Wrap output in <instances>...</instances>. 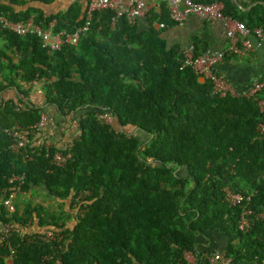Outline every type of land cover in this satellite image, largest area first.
<instances>
[{
    "label": "trees",
    "instance_id": "1",
    "mask_svg": "<svg viewBox=\"0 0 264 264\" xmlns=\"http://www.w3.org/2000/svg\"><path fill=\"white\" fill-rule=\"evenodd\" d=\"M192 1L222 2L225 15L249 29H264V5L242 11L232 0ZM238 2L247 8L264 0ZM78 11L60 16L56 30L82 24ZM0 14L15 21L30 18L5 4ZM39 14L35 23L52 19ZM110 15L109 10L94 13L80 43L55 52L35 36L22 38L0 28L8 48L22 58L15 63L0 50V92L11 87L19 94L15 102L0 99V196L9 189L10 176L24 174V192L53 197L66 207L64 216L17 198L10 215L0 204L4 223L63 236L43 242L13 234L11 262L0 245V264H187L184 255L197 251V235L204 230L226 235L224 252L235 263L264 264V222L240 231L246 204L231 207L224 192L227 187L252 196L249 207L264 212V140L257 131L264 115L256 102L214 93L209 79L184 66L183 51L168 46L148 15L145 31L125 17L112 25ZM206 50L198 42L193 52ZM38 79L44 103L61 118L55 125L50 118L41 132L52 141L50 156L42 151L24 160L10 150V133L19 128L31 138V128L40 122L45 110L24 102L30 91L22 85ZM104 112L113 116L111 123L100 118ZM69 119L79 122L74 139L65 136ZM58 149L71 154L63 166L51 160ZM78 198L83 216L73 213Z\"/></svg>",
    "mask_w": 264,
    "mask_h": 264
},
{
    "label": "built area",
    "instance_id": "2",
    "mask_svg": "<svg viewBox=\"0 0 264 264\" xmlns=\"http://www.w3.org/2000/svg\"><path fill=\"white\" fill-rule=\"evenodd\" d=\"M169 13V18L176 27H182L187 18L190 16H198L206 20L210 26L220 24L229 46L227 49L217 52H205L203 54L194 55L193 51H185L184 66L191 67L196 74L210 80L214 93L228 92L232 96H244L254 100L259 107L260 112L264 115V76L254 80L251 83L249 90L243 94H238L227 77L218 73L217 65L225 60L226 56L243 57L257 49H264V29L255 27L249 29L244 22L233 20L230 16L223 13L222 2H194L192 0H162ZM111 11L112 17L110 23L114 25L118 20L125 17L130 23H135L140 18L147 17L149 7L145 0H88V4L83 16V23L77 26L73 31L56 30L54 24L50 23L47 28H43L40 24L35 23L33 19L28 21H15L8 15L0 14V28L6 29L8 32L19 37L28 35L35 36L41 40L42 47L51 51H60L65 46H77L80 43L81 36L85 35L91 26V21L94 13L102 11ZM161 29L166 27L165 24H159ZM31 83L23 84L24 88H28ZM19 110V108H16ZM48 114L43 113L41 120L31 128L32 137L29 132H20L19 128L12 131L10 135L13 140L10 144V150L14 154H19L25 160L28 154L40 155L43 151L46 157L50 156V148L52 142L42 141L41 132L48 122ZM100 118L106 123L112 122L110 113H102ZM69 127L73 135V139L78 137L79 122L76 119H71ZM258 134L264 140V121L258 126ZM43 148V149H42ZM29 152V153H28ZM71 154H64L61 150H56L51 156V160L57 166H63L70 158ZM9 189L0 196V204H3L7 212L12 215L16 211V200L19 195H25L23 186L25 184V175H12L7 179ZM227 202L231 207H238L246 204L241 212L240 220L238 221V229L240 231H248L256 221L264 222V212H256L249 207L248 204L252 201V196L245 197L242 194L234 193L231 189H224ZM88 193H86V196ZM85 197V195H82ZM79 198L74 204V209L78 216H83L85 209L80 210ZM13 234L24 237L27 241L31 238H37L43 242L59 241L63 237L57 230H44L42 233L34 230L33 226L20 227L11 221L4 223L0 220V245L4 246L8 251L5 258L11 260L14 250L11 246V238ZM31 237V238H30ZM210 264H242L243 262L235 263L233 258L226 256L224 251L206 253ZM188 257H185V261ZM184 264V263H181Z\"/></svg>",
    "mask_w": 264,
    "mask_h": 264
},
{
    "label": "crops",
    "instance_id": "3",
    "mask_svg": "<svg viewBox=\"0 0 264 264\" xmlns=\"http://www.w3.org/2000/svg\"><path fill=\"white\" fill-rule=\"evenodd\" d=\"M145 3L149 7L148 16L152 19V26L157 29V31H162L161 36H163L169 47H178L183 52L194 51L195 43L200 42L206 47L207 50L205 52L214 53L219 50L227 49V47L229 46V41L223 33L220 24L210 26L205 19L198 16H190L187 18V21L182 27H176L172 23V21H170V18H168L169 13L162 0H145ZM0 4H5L6 6H8L14 14L24 16L29 13V20L37 17L39 13V15L42 16V19H48V17H51L52 19H50L47 24H38H40L43 28H47L48 25L52 23L54 24V28L56 29L57 23H59L58 19L60 18V16L65 15L67 12L70 13L71 9H75L76 11L79 10V16H81L82 14L84 15L88 0H0ZM258 4L260 3H253L247 8H243L240 5L241 8H238L242 11H248ZM111 17L112 15H110L109 17V22ZM156 17L157 19L159 17L164 18L166 20V23L158 22ZM161 23L166 25L164 29H161L159 27V24ZM134 24H136L138 31H145L149 27V22L146 17L136 20ZM3 49H5L8 55L13 58V61L15 63H18L19 60H22L21 55H19V53L17 52V49L8 48V42L0 37V50ZM216 70L218 71V73H222L227 77L234 90L238 94H243L249 90L251 83L254 80H257L264 76V49H257L243 57L225 58L224 61L217 65ZM1 80L2 77L0 75V81ZM200 80H203V78L201 77ZM43 85L44 84L42 82V79H38L34 82H31L27 89L23 86V89L30 91L29 97L23 100L24 102L29 101V103H32L33 105L45 110V112L43 113H46L49 116L46 127H49L50 118L55 125L54 121H59L61 117H59L60 115L55 111L54 107H49V105L44 103L45 94L43 91ZM2 98L9 102H15L16 99L19 98V94L16 89L9 87L8 89L6 88L3 92H0V99ZM70 121L71 119H69L68 125L65 124L64 126L65 136L73 139V135L69 130V127L71 125ZM58 137L62 138V134L59 133ZM41 140L45 142L42 136ZM40 193H44V190H41ZM25 196H27V198L29 199H34V197H36L32 193H26L25 195H19L18 199H26ZM37 196L39 197V195ZM33 202L43 205V203H41L40 201ZM73 213L77 214L76 209H74ZM226 245L227 238L224 233L218 230H204L197 235V251L195 253H185V257H188V259H186L188 260L186 261V263L210 264L209 258L206 253L208 254L211 252L224 251ZM4 260L7 263L11 262V260H9L8 258H5Z\"/></svg>",
    "mask_w": 264,
    "mask_h": 264
},
{
    "label": "rangeland",
    "instance_id": "4",
    "mask_svg": "<svg viewBox=\"0 0 264 264\" xmlns=\"http://www.w3.org/2000/svg\"><path fill=\"white\" fill-rule=\"evenodd\" d=\"M112 117V121H113V116H111ZM25 198L27 199V200H32V201H40L41 203H43V205L44 206H46V208H49L50 210H55V211H57V212H59L60 214H64V209H66V207H65V205L63 204V205H60L59 204V201L57 200V199H55V198H48V197H45V196H43V195H39V197L38 196H36V197H34V199L32 198V199H29V198H27V196H25ZM60 203H61V201H60ZM66 214H64V216H65Z\"/></svg>",
    "mask_w": 264,
    "mask_h": 264
},
{
    "label": "water",
    "instance_id": "5",
    "mask_svg": "<svg viewBox=\"0 0 264 264\" xmlns=\"http://www.w3.org/2000/svg\"><path fill=\"white\" fill-rule=\"evenodd\" d=\"M232 2H234V4H235L237 7L241 8V6H240V4L238 3L237 0H232ZM260 4H261V5H264V3H260Z\"/></svg>",
    "mask_w": 264,
    "mask_h": 264
},
{
    "label": "clouds",
    "instance_id": "6",
    "mask_svg": "<svg viewBox=\"0 0 264 264\" xmlns=\"http://www.w3.org/2000/svg\"><path fill=\"white\" fill-rule=\"evenodd\" d=\"M105 113V112H104ZM112 116V115H111ZM184 257H185V255H184Z\"/></svg>",
    "mask_w": 264,
    "mask_h": 264
}]
</instances>
